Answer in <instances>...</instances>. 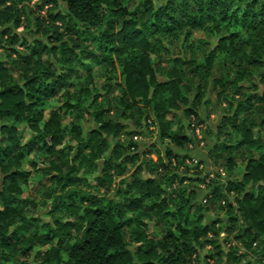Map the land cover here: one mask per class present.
Segmentation results:
<instances>
[{"label": "clouds", "instance_id": "9594fccd", "mask_svg": "<svg viewBox=\"0 0 264 264\" xmlns=\"http://www.w3.org/2000/svg\"><path fill=\"white\" fill-rule=\"evenodd\" d=\"M0 264H264V0H0Z\"/></svg>", "mask_w": 264, "mask_h": 264}]
</instances>
